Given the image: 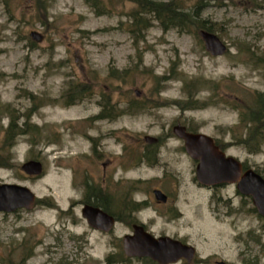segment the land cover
I'll return each mask as SVG.
<instances>
[{"label": "rangeland", "instance_id": "rangeland-1", "mask_svg": "<svg viewBox=\"0 0 264 264\" xmlns=\"http://www.w3.org/2000/svg\"><path fill=\"white\" fill-rule=\"evenodd\" d=\"M104 2L105 12L95 14L84 0H0V106L6 109L0 111V135L17 107L34 110L26 132L16 124L15 146L0 148V162L6 165L0 181L18 179L28 156L44 169L42 176L23 183L41 199L34 209L18 216L0 213V264H53L63 258H73V264H107L112 243L118 249L122 236L130 233V218L156 236L195 247L198 261L173 264H264V217L233 184L217 190L198 187L196 161L172 132L180 123L209 135L227 155L264 176V144L255 153L234 144L251 127L240 122L241 112H248L257 93L264 94V66L257 64L264 52V0L182 1L187 9L203 2L200 17L219 25L213 33L227 46L221 56L210 55L194 33L163 30L154 20L136 39L129 28L136 4ZM69 84L82 87L84 97L65 106ZM108 98L112 118H96L98 103ZM188 98L196 108H183ZM145 135L157 138L161 163L106 168L118 219L111 232L91 231L78 209L72 215L59 213L82 193L77 181L87 176L101 183L100 163H84L80 156L89 152L88 137L101 139L104 152L120 153L122 145L146 144ZM163 170L173 176H163ZM155 185L177 197L174 206L154 202ZM131 195L147 200L145 208L124 209ZM250 236L258 244L248 242ZM78 239L86 243L79 254ZM244 241L251 252L241 257ZM123 264L152 263L132 258Z\"/></svg>", "mask_w": 264, "mask_h": 264}, {"label": "water", "instance_id": "water-1", "mask_svg": "<svg viewBox=\"0 0 264 264\" xmlns=\"http://www.w3.org/2000/svg\"><path fill=\"white\" fill-rule=\"evenodd\" d=\"M199 34L205 49L211 55L219 56L226 51V45L216 34L206 30H200ZM29 35L35 40L41 38L35 32H30ZM172 132L183 140L186 153L197 161L195 176L200 184H235L237 191L249 196L258 214L264 216V178L260 174L251 168L243 171L239 160L226 155L214 143L213 138L204 133L189 132L179 123L172 127ZM144 140L152 143L156 138L145 135ZM21 170L27 175L39 176L43 167L40 161L29 160L21 165ZM155 195L157 198H165L159 190L155 191ZM35 199V194L25 186L0 184V211L12 212L20 207L30 210L34 207ZM82 213L87 223L97 230L109 232L114 226L113 217L98 208L87 206ZM122 243L127 256L147 257L158 264H172L182 258L189 263L195 254L193 246L166 235L155 237L137 224L132 226V234L123 236Z\"/></svg>", "mask_w": 264, "mask_h": 264}, {"label": "flooded vegetation", "instance_id": "flooded-vegetation-1", "mask_svg": "<svg viewBox=\"0 0 264 264\" xmlns=\"http://www.w3.org/2000/svg\"><path fill=\"white\" fill-rule=\"evenodd\" d=\"M27 98L31 99L32 96L29 94L27 96ZM100 106V112L97 115H94L96 118H98L99 116H103L105 117V115H109L114 109V105H112L110 98H108V100H103L100 101V103H98ZM4 105H1L0 107V111H3L6 113V109L3 107ZM14 113H16L14 115V118L12 117V121L8 124L7 129L4 130V132L0 135V148H6V147H10L13 148L15 146L14 142L11 140L13 135L16 132V127L19 126L22 130V132H26L28 130V126L29 122L27 121V118H29L30 116H32V114L34 113L33 107L31 106H26L25 108L21 109V108H16L14 110ZM108 118V117H105ZM19 119H22V122L19 123ZM17 124V126H16ZM11 125H12V129H11ZM18 128V127H17ZM102 135V134H101ZM87 141L90 144V149L89 152L86 155H80L81 157L84 158V163H92V164H99L102 167V178H101V183L100 182H95V180L91 177H84L82 179H80L81 181H77V185H79L82 188V193L80 194V196L77 199H73L71 201L68 202L67 204V208L66 209H59L62 215H72L74 210L78 209L79 211V215H80V219H82L86 226L94 232H100V233H104V234H108L102 231H99L97 229L92 228L91 226H89V224H87L84 216H83V209L87 206L89 207H93V208H98L100 210H102L103 212L107 213L108 215L112 216L114 219V222L117 223L118 219H117V215L113 212V208H114V203H115V194H113L109 188L111 185V181L108 179L107 175H106V168L110 165H116L118 163L119 166L123 165V164H129L132 166V168H138L141 166H145L147 164L154 166L156 164H159L162 162V157L160 155V150L159 148H156L157 144L154 143H146V144H138L137 146H134L133 149H131L132 147H129L127 145H122L121 149H120V153H115V152H104V147H105V143H103V141L101 139H94L91 137L87 138ZM183 149L184 146L182 145ZM221 148V145L219 144V149ZM185 150V149H184ZM225 151V150H224ZM33 158L31 157H25L24 160L22 162L28 161V160H32ZM165 162V161H164ZM0 164H4L0 163ZM196 164L197 161L195 162V170H194V180L197 183L198 187L200 188H204V189H209V190H217L219 188H221L223 185H227V184H218V185H211V186H206V185H202L200 184L197 180H196V176H195V171H196ZM0 168H5V167H1ZM251 167H248L247 165H245L244 163H242V170L245 171L247 169H249ZM255 170V169H254ZM258 172V170H255ZM19 173H20V177L16 176L18 179L14 180V181H10V182H5V181H0L1 184L7 183V184H17V185H23L29 188V186L23 184L26 181H34L35 178H37L36 176L33 175H26L25 173H23L20 168H19ZM163 176H173L172 173L163 170L162 172ZM71 185H73V180L71 181ZM235 187V185H234ZM159 190L161 191L165 198H157L155 195V191ZM151 194L153 196V200L157 205H162V206H174L177 197L172 193L169 194L168 192H165L159 185H155L151 188ZM241 195V194H240ZM243 196V195H242ZM246 197L248 199L251 198L247 197V196H243ZM41 199L37 198L36 199V203H38V201H40ZM148 201L147 200H136L132 197V195L130 196L129 200H126L125 203V207L124 209H130L131 211H135V212H139L140 210H142L143 208H145V204H147ZM252 203V201H251ZM45 205H49L46 207H52V203H44ZM43 205V206H45ZM58 206V205H57ZM253 206V204H252ZM254 207V206H253ZM254 211L257 210L255 209V207L253 208ZM29 210L25 209V208H17L12 212H6V211H0V213L2 215H19L20 213H25L28 212ZM258 214V213H257ZM132 219L130 218L127 221V226L130 227L131 231L130 234L132 232V226L134 224H142L145 227V224L141 221H139L138 219H134V221H131ZM146 228V227H145ZM112 231V230H111ZM251 238L248 239V242H252V244H258V243H254L252 241L253 236H250ZM79 243H76V253L79 254V252H81V249L83 248V245H85L86 243L83 242L82 239H78L77 240ZM250 243H246L244 241V246L241 249V257L244 256V251L248 250L251 252L250 249H248V245ZM51 248L52 246L46 247V250L48 253H51ZM55 248V247H53ZM50 250V251H49ZM118 251V252H117ZM196 251V249H195ZM75 253V255H77ZM107 264H115L116 262L118 264H123L126 263V260H131L130 257L126 256L124 254L123 248H122V243H119L118 249L115 245V243H112V247H111V252L108 253L107 257ZM194 261H198L196 259V253H195V257L193 258ZM192 260V261H193ZM180 261H184V260H180ZM179 261V262H180ZM191 261V262H192ZM193 261V262H194ZM223 261H216L217 264L221 263ZM241 262H244V259L241 258ZM18 263H22V262H18ZM49 263H51V261L49 260ZM74 263V259L73 258H69L66 260V258L63 259H58L57 262L53 263V264H73ZM224 264H228L226 262H223Z\"/></svg>", "mask_w": 264, "mask_h": 264}, {"label": "trees", "instance_id": "trees-1", "mask_svg": "<svg viewBox=\"0 0 264 264\" xmlns=\"http://www.w3.org/2000/svg\"><path fill=\"white\" fill-rule=\"evenodd\" d=\"M46 3L48 0H41ZM87 5L96 14L100 12H105L104 0H84ZM121 3L124 0H116ZM136 4V10L131 14V21L129 23V28L131 32H136V39L140 38L142 33L150 27L152 21H156L158 25L163 30L175 29L179 33H194V35L199 39L198 31L206 30L214 32L215 30H220L218 24L209 22L206 19H202L199 15L200 10L203 8V2H197L193 4L192 8H184L183 0H165V1H153V0H129ZM146 13L150 16L142 17L141 14ZM30 44L33 45L31 40ZM262 58H258L257 64L264 66V52L261 53ZM117 77V75H115ZM67 97L65 106L72 105L74 103L80 102L84 95L82 87L75 84H69L66 91ZM183 108H196L197 106L192 101V99H185ZM137 110V109H134ZM117 114V113H116ZM105 117L112 118L111 115H105ZM99 116L98 118H105ZM240 122L243 124H249L251 126L244 139L239 137L235 140L234 144H241L244 148L250 152H258L264 144V94L257 93L254 97L252 105L248 108V112L242 111L240 114ZM12 129V125H11ZM188 130V129H187ZM217 143V142H216ZM218 144V143H217ZM222 147V146H221ZM152 264L154 262L147 259Z\"/></svg>", "mask_w": 264, "mask_h": 264}]
</instances>
